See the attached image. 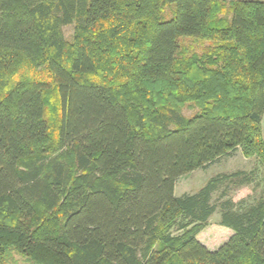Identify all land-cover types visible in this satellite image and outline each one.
<instances>
[{
    "label": "trees",
    "instance_id": "obj_1",
    "mask_svg": "<svg viewBox=\"0 0 264 264\" xmlns=\"http://www.w3.org/2000/svg\"><path fill=\"white\" fill-rule=\"evenodd\" d=\"M263 119L264 0H0V264H264L255 171L175 195L264 168Z\"/></svg>",
    "mask_w": 264,
    "mask_h": 264
},
{
    "label": "rangeland",
    "instance_id": "obj_2",
    "mask_svg": "<svg viewBox=\"0 0 264 264\" xmlns=\"http://www.w3.org/2000/svg\"><path fill=\"white\" fill-rule=\"evenodd\" d=\"M64 32L67 40H72L74 27H67ZM196 112L197 110L192 105L183 108V114L188 118L193 117ZM253 171L255 172L252 181L237 188L231 187L227 197V199H232L238 206L242 203L251 204L264 196V168L258 165L256 159L245 158L240 151L230 158L221 160L207 170H198L180 178L176 183L175 195L180 198L186 194H195L217 175H230L238 172L252 174ZM221 193L222 190L214 196V199H218ZM220 220V214L216 213L211 218L209 226L198 236V240L211 251L219 250L233 235L231 230L220 225ZM10 254L6 264H33L16 251H12Z\"/></svg>",
    "mask_w": 264,
    "mask_h": 264
},
{
    "label": "crops",
    "instance_id": "obj_3",
    "mask_svg": "<svg viewBox=\"0 0 264 264\" xmlns=\"http://www.w3.org/2000/svg\"><path fill=\"white\" fill-rule=\"evenodd\" d=\"M263 133H264V119H263Z\"/></svg>",
    "mask_w": 264,
    "mask_h": 264
}]
</instances>
